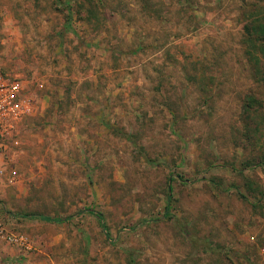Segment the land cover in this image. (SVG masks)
I'll return each instance as SVG.
<instances>
[{
    "label": "rangeland",
    "instance_id": "obj_1",
    "mask_svg": "<svg viewBox=\"0 0 264 264\" xmlns=\"http://www.w3.org/2000/svg\"><path fill=\"white\" fill-rule=\"evenodd\" d=\"M250 6L264 13V0H0V71L33 103L0 179V225L30 249L0 245V264H264Z\"/></svg>",
    "mask_w": 264,
    "mask_h": 264
},
{
    "label": "built area",
    "instance_id": "obj_2",
    "mask_svg": "<svg viewBox=\"0 0 264 264\" xmlns=\"http://www.w3.org/2000/svg\"><path fill=\"white\" fill-rule=\"evenodd\" d=\"M37 91L42 88L41 84L36 85ZM32 99L22 92V86L14 78L5 76L0 71V179L4 176L13 178L14 171L5 175L2 168V159L6 154V145L12 148L17 146L18 124L22 118L29 115L32 110ZM0 245L29 250L27 239L16 233L6 231L0 225Z\"/></svg>",
    "mask_w": 264,
    "mask_h": 264
},
{
    "label": "trees",
    "instance_id": "obj_3",
    "mask_svg": "<svg viewBox=\"0 0 264 264\" xmlns=\"http://www.w3.org/2000/svg\"><path fill=\"white\" fill-rule=\"evenodd\" d=\"M252 7V6H250ZM246 15L245 24L242 27V36L240 44L243 48L244 57L246 59V65L251 78L258 84L264 86V13L258 12L256 7H252ZM252 100L246 101L245 108L251 107ZM167 193L170 192V188L167 187ZM171 200V196L166 194L165 209L167 210V204ZM83 213L93 217L97 224L100 226L101 231L107 237L104 225H102V217L100 213L92 209H84ZM24 219H39L43 222L50 224H61L69 220L70 217H46L41 215L23 214L20 216ZM165 218L168 215L165 213Z\"/></svg>",
    "mask_w": 264,
    "mask_h": 264
}]
</instances>
